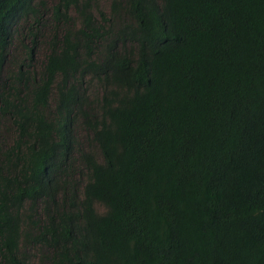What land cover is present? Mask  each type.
<instances>
[{
	"label": "trees",
	"instance_id": "16d2710c",
	"mask_svg": "<svg viewBox=\"0 0 264 264\" xmlns=\"http://www.w3.org/2000/svg\"><path fill=\"white\" fill-rule=\"evenodd\" d=\"M108 1L0 0V264H264V0Z\"/></svg>",
	"mask_w": 264,
	"mask_h": 264
},
{
	"label": "rangeland",
	"instance_id": "374dc122",
	"mask_svg": "<svg viewBox=\"0 0 264 264\" xmlns=\"http://www.w3.org/2000/svg\"><path fill=\"white\" fill-rule=\"evenodd\" d=\"M46 2L51 3L53 0H45ZM108 3L109 1L108 0H98V5H99V8L101 9H104V10H107L108 9ZM26 26L24 20H21L19 22V24L17 25V28H18V34L16 35V38L13 42V45L11 47V53L12 55L14 54L15 56L17 55V51H18V43H17V38L20 37L24 27ZM17 31V30H16ZM43 38L40 40V44H39V40H38V47L36 48V51H35V54L32 58V64L33 66L35 67H38L41 65L43 59H44V55L46 54L47 52V45H46V42H47V31L46 29L43 31ZM17 43V44H16ZM76 137L79 141V143L81 144V146H83V148H87V144L84 140V135L82 134V132L80 131H76ZM1 138V136H0ZM93 152L95 153V155H97V152L96 150L93 149ZM95 208L98 212H102L103 209L98 206V205H95ZM31 260L33 261H36V258H37V254H38V251L37 250H31L28 252Z\"/></svg>",
	"mask_w": 264,
	"mask_h": 264
}]
</instances>
